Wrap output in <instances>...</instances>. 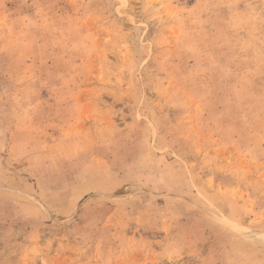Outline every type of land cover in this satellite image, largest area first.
<instances>
[{
  "label": "rangeland",
  "instance_id": "rangeland-1",
  "mask_svg": "<svg viewBox=\"0 0 264 264\" xmlns=\"http://www.w3.org/2000/svg\"><path fill=\"white\" fill-rule=\"evenodd\" d=\"M0 264H264V0H0Z\"/></svg>",
  "mask_w": 264,
  "mask_h": 264
}]
</instances>
